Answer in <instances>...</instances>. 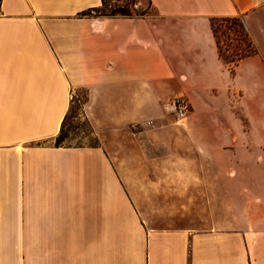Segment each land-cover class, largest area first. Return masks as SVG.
Wrapping results in <instances>:
<instances>
[{
    "label": "crops",
    "instance_id": "1",
    "mask_svg": "<svg viewBox=\"0 0 264 264\" xmlns=\"http://www.w3.org/2000/svg\"><path fill=\"white\" fill-rule=\"evenodd\" d=\"M148 1L153 17L80 15L101 0H0V264H264V198L242 228L153 224L143 208L170 185L157 176L196 170L53 141L75 90L101 137L158 124L177 88L194 89L193 71L221 77L202 22L212 17L243 18L255 53L237 75L246 68L264 90V0Z\"/></svg>",
    "mask_w": 264,
    "mask_h": 264
},
{
    "label": "rangeland",
    "instance_id": "2",
    "mask_svg": "<svg viewBox=\"0 0 264 264\" xmlns=\"http://www.w3.org/2000/svg\"><path fill=\"white\" fill-rule=\"evenodd\" d=\"M113 3L114 0H105L106 9ZM135 3L136 11L155 16L148 0H135ZM202 22L216 47L223 68L221 77L216 79L210 70L193 71L194 89L177 88L158 124L121 129L106 126L101 137L94 134L81 116L85 90H75L59 142L102 145L110 152H144L142 159L134 158L132 163L159 168L160 172L189 167L196 170L193 175L176 174L174 179L162 174L164 171L157 176L169 177L170 181L161 182L166 185L169 182L170 189L161 185L156 204L143 208L153 224L201 230L232 225L242 228L247 225L251 210L257 214L263 212L264 90L259 89L263 80L249 77L246 68L237 75L238 63L230 62L241 53L239 48L247 49V37H243L247 30L242 17H212ZM176 97L188 102L183 120H178L171 108L170 102Z\"/></svg>",
    "mask_w": 264,
    "mask_h": 264
},
{
    "label": "trees",
    "instance_id": "3",
    "mask_svg": "<svg viewBox=\"0 0 264 264\" xmlns=\"http://www.w3.org/2000/svg\"><path fill=\"white\" fill-rule=\"evenodd\" d=\"M150 3V2H149ZM135 0H114V3L108 4L109 9H106L105 0H101V4L94 8H89L87 10H84L80 13V15H89V14H95V15H106V16H127V17H133V16H142L144 14L143 11H136L133 7L135 6ZM224 18H233V17H224ZM240 29L242 30V23L241 26L239 25ZM243 37L246 38V48L247 49H240L241 53L237 56L236 59H231L230 62L232 63H238L242 58L251 55L255 53V49L251 44V41L248 38V35L243 34ZM61 133V130L59 134L55 137V145H60L59 142V135Z\"/></svg>",
    "mask_w": 264,
    "mask_h": 264
},
{
    "label": "built area",
    "instance_id": "4",
    "mask_svg": "<svg viewBox=\"0 0 264 264\" xmlns=\"http://www.w3.org/2000/svg\"><path fill=\"white\" fill-rule=\"evenodd\" d=\"M170 104L178 120H183L188 108L187 100L181 97H176L171 100Z\"/></svg>",
    "mask_w": 264,
    "mask_h": 264
}]
</instances>
